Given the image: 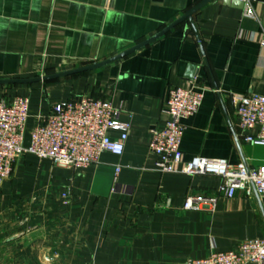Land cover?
<instances>
[{
    "label": "crops",
    "instance_id": "1",
    "mask_svg": "<svg viewBox=\"0 0 264 264\" xmlns=\"http://www.w3.org/2000/svg\"><path fill=\"white\" fill-rule=\"evenodd\" d=\"M200 1L0 0V79L104 61ZM243 1L239 8L211 0L193 24L186 20L104 67L0 84V98L30 97L26 143L54 105L83 95L110 100L131 124L123 154L103 152L88 167L67 168L33 154L19 160L0 185V264H186L264 237V196L238 190L214 209L186 210L188 194H218L219 178L163 173L149 149L151 129L166 120L170 90L200 87V110L183 120L185 161L201 156L264 165V143L245 140L258 128L242 132L236 109L242 95L264 94V0H250L255 17L244 15ZM67 191L70 199L63 197Z\"/></svg>",
    "mask_w": 264,
    "mask_h": 264
},
{
    "label": "built area",
    "instance_id": "2",
    "mask_svg": "<svg viewBox=\"0 0 264 264\" xmlns=\"http://www.w3.org/2000/svg\"><path fill=\"white\" fill-rule=\"evenodd\" d=\"M244 15L255 17L250 0H246ZM204 98L205 89L200 87L176 86L170 90L164 109L166 120L151 129L149 149L156 156L157 169L163 173L219 178L218 194H188L183 205L186 210L214 209L221 197L232 198L238 190L247 196L254 192L264 196V165L251 168L244 162L201 156L185 161L181 149L183 120L200 110ZM236 109L242 132L258 128L256 135H246L245 140L264 143V94L242 95ZM29 111L27 95H16L12 100L0 98V185L13 176L19 160L27 154L79 169L97 163L103 152L118 156L124 152L131 124L121 119L122 109L108 99L83 95L54 105L51 113L34 126L26 143ZM111 131L119 132V136L112 137ZM120 169L118 165L116 171ZM115 189L130 192L127 187ZM63 197L70 199V192ZM186 264H264V237L246 239L227 251L213 250L206 257L188 259Z\"/></svg>",
    "mask_w": 264,
    "mask_h": 264
},
{
    "label": "water",
    "instance_id": "3",
    "mask_svg": "<svg viewBox=\"0 0 264 264\" xmlns=\"http://www.w3.org/2000/svg\"><path fill=\"white\" fill-rule=\"evenodd\" d=\"M211 0H202L198 4H196L194 7H192L189 11L184 13L181 17L167 25L165 28H163L161 31L153 35L152 37L144 40L141 43H138L137 45H134L133 47L109 58L104 61H100L97 63H92L89 65H85L82 67H77L74 69H69L65 71H60L57 73H52V74H47L43 76H36V77H30V78H1L0 79V84H28V83H33V82H38V81H46L50 79H55V78H60V77H65L85 71H90V70H95L101 67H104L108 64L114 63L118 60H121L122 58L132 54L133 52L140 50L141 48L145 47L148 44H151L152 42L156 41L157 39L161 38L164 36L166 33L174 29L177 25L183 23L186 20H189L193 24V15L204 5H206L208 2ZM224 3L226 5H233L235 7L242 8L245 5V2L243 0H224ZM194 27V26H193Z\"/></svg>",
    "mask_w": 264,
    "mask_h": 264
}]
</instances>
